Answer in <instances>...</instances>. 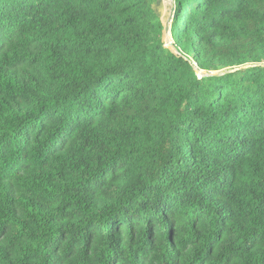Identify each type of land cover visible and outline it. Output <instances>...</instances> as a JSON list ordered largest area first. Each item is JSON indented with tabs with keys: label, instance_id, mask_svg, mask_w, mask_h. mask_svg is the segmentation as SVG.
Returning a JSON list of instances; mask_svg holds the SVG:
<instances>
[{
	"label": "trees",
	"instance_id": "obj_1",
	"mask_svg": "<svg viewBox=\"0 0 264 264\" xmlns=\"http://www.w3.org/2000/svg\"><path fill=\"white\" fill-rule=\"evenodd\" d=\"M154 2L0 0V264H264V0Z\"/></svg>",
	"mask_w": 264,
	"mask_h": 264
},
{
	"label": "rangeland",
	"instance_id": "obj_2",
	"mask_svg": "<svg viewBox=\"0 0 264 264\" xmlns=\"http://www.w3.org/2000/svg\"><path fill=\"white\" fill-rule=\"evenodd\" d=\"M153 4H154L153 6L157 14L160 16L163 23L166 22V20L169 21V24H168L169 31L166 35H164V32H163V40L165 42V45L168 48L174 49L173 41L170 36V27H171V18H172L171 15L174 9V0H155ZM170 42H172V44H170ZM214 73L215 72H213V74Z\"/></svg>",
	"mask_w": 264,
	"mask_h": 264
},
{
	"label": "water",
	"instance_id": "obj_3",
	"mask_svg": "<svg viewBox=\"0 0 264 264\" xmlns=\"http://www.w3.org/2000/svg\"><path fill=\"white\" fill-rule=\"evenodd\" d=\"M168 24H169V21L166 20V22H164V35H166L168 33V31H169ZM170 44H172V42H170ZM195 71H196V73L198 74L199 77L204 75L203 72L198 70L197 68H195ZM217 74H218V72H215L213 75H217Z\"/></svg>",
	"mask_w": 264,
	"mask_h": 264
},
{
	"label": "clouds",
	"instance_id": "obj_4",
	"mask_svg": "<svg viewBox=\"0 0 264 264\" xmlns=\"http://www.w3.org/2000/svg\"><path fill=\"white\" fill-rule=\"evenodd\" d=\"M171 17H173V13H172Z\"/></svg>",
	"mask_w": 264,
	"mask_h": 264
}]
</instances>
